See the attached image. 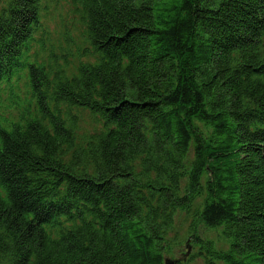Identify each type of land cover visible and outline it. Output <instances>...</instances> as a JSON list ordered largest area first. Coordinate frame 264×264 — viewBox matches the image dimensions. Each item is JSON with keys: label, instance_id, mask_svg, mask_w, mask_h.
Returning a JSON list of instances; mask_svg holds the SVG:
<instances>
[{"label": "trees", "instance_id": "16d2710c", "mask_svg": "<svg viewBox=\"0 0 264 264\" xmlns=\"http://www.w3.org/2000/svg\"><path fill=\"white\" fill-rule=\"evenodd\" d=\"M50 1H4L0 83L47 45ZM71 1L83 62L27 64L31 103L0 128V264H164L176 212L202 195L199 221L231 241L199 248L264 264V0ZM75 112L99 128L80 135Z\"/></svg>", "mask_w": 264, "mask_h": 264}, {"label": "rangeland", "instance_id": "374dc122", "mask_svg": "<svg viewBox=\"0 0 264 264\" xmlns=\"http://www.w3.org/2000/svg\"><path fill=\"white\" fill-rule=\"evenodd\" d=\"M3 0H0V8ZM46 24L50 30L49 38L57 41L64 46L68 51V58L70 63H78L75 61V56L78 51L84 48L83 45V28L80 25L79 18L75 15L67 5H63L54 9L47 16ZM71 33V38L66 43L64 32ZM22 80L25 81V75H22ZM13 88L15 87L12 86ZM9 88V87H8ZM0 89V122L1 120L10 121L18 117L23 108V101L21 98L15 99L8 91ZM84 124H80V135L89 133L94 125L92 118L86 114L84 116ZM195 132L202 141L208 139L210 129L206 126L199 125L197 122L193 123ZM194 144V143H193ZM195 147L192 145L189 155L185 160L184 176L181 179L182 195L190 192V186L187 183L195 165L194 154ZM205 195L196 198L189 211L176 212L174 223L168 230L165 241L164 264H224L220 261H213L204 250H201L196 244L195 240H199L204 244L211 243L216 251L227 252L230 248V239L225 236L224 229H211L205 226L199 217L196 215L198 208H202ZM209 259V260H208ZM3 264V263H2Z\"/></svg>", "mask_w": 264, "mask_h": 264}]
</instances>
